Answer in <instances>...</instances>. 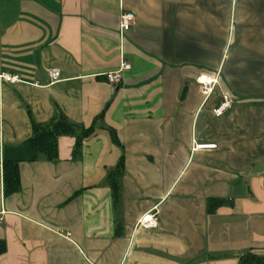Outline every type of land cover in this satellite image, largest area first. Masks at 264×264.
Masks as SVG:
<instances>
[{
  "label": "crops",
  "instance_id": "0c3cea01",
  "mask_svg": "<svg viewBox=\"0 0 264 264\" xmlns=\"http://www.w3.org/2000/svg\"><path fill=\"white\" fill-rule=\"evenodd\" d=\"M1 74L20 81L0 79V264L264 257V0H0ZM202 74L219 79L209 99ZM223 94L233 106L216 117ZM60 116L95 135L78 160L63 136L56 162H32V121ZM5 161L19 166L11 196ZM153 210L158 227H138Z\"/></svg>",
  "mask_w": 264,
  "mask_h": 264
},
{
  "label": "trees",
  "instance_id": "16d2710c",
  "mask_svg": "<svg viewBox=\"0 0 264 264\" xmlns=\"http://www.w3.org/2000/svg\"><path fill=\"white\" fill-rule=\"evenodd\" d=\"M32 137L28 144L33 152L32 162L38 161L43 157L48 162H56L59 158L58 140L63 136H70L76 139L73 151V159L78 160L82 155L84 143L95 135V126L88 129L76 125L69 121L65 116L54 119L49 125H41L32 121ZM113 141H117L116 135L113 134ZM123 158L119 163V169L112 173L109 177V185L113 192L115 203L120 199V186L118 184L119 177L123 175ZM5 195L11 196L17 194L21 190V181L19 166L17 163L5 161L3 164ZM219 206L213 203L211 209ZM7 247L4 241H0V256L5 254ZM239 264H264V257H260L251 253L242 255L239 258Z\"/></svg>",
  "mask_w": 264,
  "mask_h": 264
},
{
  "label": "built area",
  "instance_id": "2783aa9c",
  "mask_svg": "<svg viewBox=\"0 0 264 264\" xmlns=\"http://www.w3.org/2000/svg\"><path fill=\"white\" fill-rule=\"evenodd\" d=\"M135 25V16L132 13H124L121 16V31L122 33L129 32ZM131 70V66L122 61L120 64V69L116 72H112L106 75V81L113 87H118L124 79L125 72ZM49 78L52 83L57 82L60 79V73L56 71H49ZM0 79L6 83L15 84L20 81L18 76H10L8 74H1ZM196 83L201 88V93L205 99H209L215 90L219 87V79L216 76H211L207 74L200 75ZM233 106V101L228 94H223L222 103L214 110V115L216 117L223 116L227 111H229ZM215 145H198L197 150L205 149H215ZM138 227L145 229H156L158 227V213L156 210L150 211L145 214L138 222Z\"/></svg>",
  "mask_w": 264,
  "mask_h": 264
}]
</instances>
